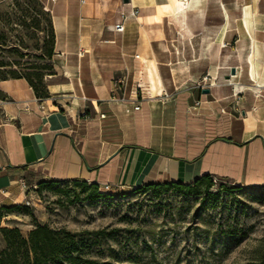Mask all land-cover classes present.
<instances>
[{
    "label": "crops",
    "instance_id": "1",
    "mask_svg": "<svg viewBox=\"0 0 264 264\" xmlns=\"http://www.w3.org/2000/svg\"><path fill=\"white\" fill-rule=\"evenodd\" d=\"M39 1L52 72L43 99L0 80V208L23 204L20 181L264 187V0Z\"/></svg>",
    "mask_w": 264,
    "mask_h": 264
},
{
    "label": "rangeland",
    "instance_id": "2",
    "mask_svg": "<svg viewBox=\"0 0 264 264\" xmlns=\"http://www.w3.org/2000/svg\"><path fill=\"white\" fill-rule=\"evenodd\" d=\"M44 13L38 0H0V80L38 73L45 86L51 29ZM207 78L201 86L215 84ZM134 189L97 197L80 183L40 181L27 205L0 211V230L24 238L37 226L69 233L76 256L98 263L264 264V188L216 181L198 195Z\"/></svg>",
    "mask_w": 264,
    "mask_h": 264
},
{
    "label": "trees",
    "instance_id": "3",
    "mask_svg": "<svg viewBox=\"0 0 264 264\" xmlns=\"http://www.w3.org/2000/svg\"><path fill=\"white\" fill-rule=\"evenodd\" d=\"M39 1V0H38ZM42 7V3L39 1ZM48 26L51 29V41L50 47L46 50V57L51 60L54 44V33L52 29L50 13H44ZM50 73L52 72V66L50 64ZM10 79L23 78L30 85L34 91L36 97L43 99L47 97L46 86L42 84L41 75L35 74H21L10 73ZM4 78L1 80H6ZM45 182L47 184L61 183ZM65 182V181H63ZM80 183L83 186L91 187L96 196H105V193L99 191V185L88 184L82 181H71ZM213 186V179L209 175H203L195 181L184 184L180 182H167L163 184H147L141 187H137L134 191L144 192L149 190H172L182 194L198 195L200 192H208ZM236 188H238L236 186ZM264 188V187H262ZM108 196V195H106ZM15 206L1 207L2 210H14ZM0 233L5 243V247L0 251V264H108L98 263L94 260H83L76 256V244L74 237L65 232H53L47 227L37 226L35 229L29 232L28 237L24 238L17 229H1ZM66 245H65V244ZM64 244L66 248L60 247Z\"/></svg>",
    "mask_w": 264,
    "mask_h": 264
},
{
    "label": "built area",
    "instance_id": "4",
    "mask_svg": "<svg viewBox=\"0 0 264 264\" xmlns=\"http://www.w3.org/2000/svg\"><path fill=\"white\" fill-rule=\"evenodd\" d=\"M50 2H52V3H54V2H56L57 0H49ZM136 14H137V11L136 10H134L132 13H131V16H136ZM121 18H122V20H125L126 18H127V16H125L124 14H121ZM123 30H124V26H123V23H120V24H118V25H116L115 26V32L116 33H122L123 32ZM117 83H119V85H120V87H119V89L121 88V86H122V81H117L116 82V87L118 86V84ZM254 94H256L257 95V97L259 96V94H260V91L259 92H254ZM236 96V95H235ZM111 100L112 101H123V99H120V100H117V99H115L113 96L111 97ZM5 103V100H0V125H2L3 123H5L7 120H6V116H5V114H4V112H3V110H2V105ZM199 104V102H197L196 103V105H198ZM140 109V107L139 106H137V105H135V106H133L132 107V109H129V108H126L125 109V112L126 113H130L131 111H138ZM221 112L222 113H224V111L223 110H221ZM100 118L101 119H104L105 118V116L104 115H100ZM217 180H215V179H213V182H216ZM20 187H21V189L22 190H24L26 193L28 192V190L30 189V188H28L27 187V185L23 182V181H20ZM112 189H113V187H112V185H110V184H104V185H102V186H99V191L101 192V193H108V192H110V191H112ZM24 204H28V199H27V196L24 198Z\"/></svg>",
    "mask_w": 264,
    "mask_h": 264
},
{
    "label": "water",
    "instance_id": "5",
    "mask_svg": "<svg viewBox=\"0 0 264 264\" xmlns=\"http://www.w3.org/2000/svg\"><path fill=\"white\" fill-rule=\"evenodd\" d=\"M123 1V3H127L128 2V0H122ZM231 75L232 76H234L235 75V71H234V69H231ZM205 94H207L209 91L208 90H205V91H203Z\"/></svg>",
    "mask_w": 264,
    "mask_h": 264
},
{
    "label": "bare ground",
    "instance_id": "6",
    "mask_svg": "<svg viewBox=\"0 0 264 264\" xmlns=\"http://www.w3.org/2000/svg\"><path fill=\"white\" fill-rule=\"evenodd\" d=\"M182 1H184V0H182ZM248 12H249V10H247ZM250 13V12H249ZM252 77L254 78V75L252 74ZM260 83V82H259Z\"/></svg>",
    "mask_w": 264,
    "mask_h": 264
}]
</instances>
